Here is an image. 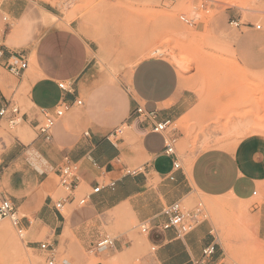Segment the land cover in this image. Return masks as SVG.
Segmentation results:
<instances>
[{"label":"crops","instance_id":"0c3cea01","mask_svg":"<svg viewBox=\"0 0 264 264\" xmlns=\"http://www.w3.org/2000/svg\"><path fill=\"white\" fill-rule=\"evenodd\" d=\"M47 14L57 19L49 21ZM2 15L9 17V26ZM230 17L242 21L241 15ZM256 21L249 15L244 22L255 25ZM236 30L234 43L217 51L230 62L216 76L218 69L209 79L198 76V61L193 74L182 75L167 57L151 56L137 62L125 79L124 69L113 76L100 66L96 43L82 33L79 20L65 23L38 0H1L0 36L5 48L0 56V107L8 101L18 104L14 96L20 93L22 98L21 92L27 89L33 106L23 111L22 123L33 130L34 137L22 130L2 144L0 191L24 214L21 222L28 229V242L44 237L58 245L68 223L80 243L90 247L107 234L99 233L102 224L111 223L121 211L139 224L165 205L190 197L245 205L260 196L264 191V24L260 29L249 25ZM16 53L27 59L19 75L7 70ZM59 82L69 90L60 89ZM126 85L131 98L123 89ZM75 99H82V106L69 110L46 141L35 129L38 109ZM132 99L153 112L155 119L127 120ZM165 120L174 126L173 155L163 152L165 135L151 130L153 123ZM126 121L127 131L117 140L108 137ZM65 157L78 166L74 192L90 193L82 207L65 204L72 206L67 217L54 208L53 197L60 188L57 173ZM139 167V172L129 173ZM111 181L113 188L107 186ZM98 185L103 187L91 193ZM245 209L256 221L257 238L264 241V201ZM145 240L151 253L142 255L140 264H185L214 241L206 221L183 237L173 229L154 228ZM128 243L121 235L115 237L112 249L95 252L112 264L114 251ZM222 260L217 245L209 264H226Z\"/></svg>","mask_w":264,"mask_h":264},{"label":"rangeland","instance_id":"374dc122","mask_svg":"<svg viewBox=\"0 0 264 264\" xmlns=\"http://www.w3.org/2000/svg\"><path fill=\"white\" fill-rule=\"evenodd\" d=\"M38 3L46 5L65 23L79 20L82 33L96 43L95 54L100 66L113 76L124 69L125 79L138 61L151 56L167 57L182 75L193 74L198 61V76L209 79L213 69H218L216 76L226 70L230 62L226 54L217 53L234 43L233 33L238 35L237 30L228 25L230 16L241 15L245 21L250 15L257 17L255 24H264V0H38ZM182 14L195 23L190 26L182 22ZM11 84L14 86L15 82ZM21 93L22 98L18 93L14 99L22 111H28L33 104L27 98V89ZM27 126L21 123L9 129L4 122L0 123V149L22 130L34 137L33 130ZM61 196L63 191L55 189L54 199ZM263 201L264 191L245 205L201 196L190 197L183 204L192 208L197 202L202 203L206 214L204 221L209 223L212 239L221 249L222 263L264 264V241L256 236L255 219L244 211L253 203ZM71 209L72 206H65L61 211L67 217ZM119 214L111 223L99 228V233H107L112 238L124 235L129 240L122 250L114 251L117 260L112 264H140L141 256L151 253V245L126 211ZM18 215L24 214L19 212ZM29 218L33 221L32 216ZM0 231V264H44L43 252L37 243L28 242L26 231L20 236L8 218L0 220ZM63 231L58 245H54L57 264H107L93 250L94 243L90 247L80 243L71 225L67 223ZM93 232L96 235V230ZM36 239L38 242L45 240L44 237Z\"/></svg>","mask_w":264,"mask_h":264},{"label":"built area","instance_id":"2783aa9c","mask_svg":"<svg viewBox=\"0 0 264 264\" xmlns=\"http://www.w3.org/2000/svg\"><path fill=\"white\" fill-rule=\"evenodd\" d=\"M163 1V0H161ZM1 4V0H0ZM2 20L5 26L10 25V19L7 15H2ZM180 20L187 25H193L195 21L192 18L186 17L184 14L180 16ZM230 26L235 29H240L245 26H254L256 29H260V24L251 25L239 19L230 18L228 20ZM5 48L4 38L0 36V56L3 55ZM16 57L10 61L7 65V70L13 75L21 74L27 67V59L24 55L20 53L15 54ZM58 87L62 90H69L64 82H59ZM125 92L131 96V90L129 86H124ZM133 100V99H132ZM134 105L129 112V117L127 120L139 119L153 120L155 119V114L153 112H148L144 107L133 100ZM82 99H75L72 103L65 100H59L53 108L40 107L36 113L40 117V120H36L35 129L38 134L42 135L46 141L52 139V129L56 123L62 119L66 113L73 107L82 106ZM25 113L21 110L20 106L15 103L8 101L5 105L0 107V122H4L9 129H14L23 122ZM129 124L123 122L110 131L108 137L111 139H118L124 132L125 128H128ZM152 132L162 133L165 135L164 143L165 147L163 152L166 155H173L175 152L176 135L171 127L169 120L160 121L152 124ZM173 167L176 169L179 167V163L175 161ZM77 163L65 157L63 163L58 170V185L63 191L64 195L60 199L54 201V208L57 211H61L66 203L74 204L77 207H82L87 204L89 194H84L82 196L77 195L75 190V182L77 179ZM141 170V167L137 169L130 170L129 173L135 174ZM170 179H173L172 175H168ZM2 172L0 169V188H1ZM115 185L114 181L107 184L108 187L113 188ZM103 186H96L91 189V193H97ZM3 218H8L11 224L15 227L17 233L20 236H24L25 227L22 225V216L18 215V212L13 204V202L5 197L0 191V220ZM162 219V220H161ZM206 219V214L204 207L201 202H197L192 208L186 207L180 201H174L162 207V209L138 224L139 229L142 233L147 234L151 229H173L178 237H183L191 230H193L197 225L202 223ZM115 245V238L110 237L106 234L100 238L95 245L93 250L98 252L101 250L112 249ZM217 243L215 240L206 245L201 254L193 259H190L185 264H209L213 258L216 251ZM37 247L44 254V264H57L56 249L47 240L37 242ZM221 264V262L217 263Z\"/></svg>","mask_w":264,"mask_h":264},{"label":"bare ground","instance_id":"6f19581e","mask_svg":"<svg viewBox=\"0 0 264 264\" xmlns=\"http://www.w3.org/2000/svg\"><path fill=\"white\" fill-rule=\"evenodd\" d=\"M48 12H49V11H48ZM47 16H48V18H49V21H55V20H56V17H55L54 15L47 14ZM173 61H175L174 58H173ZM138 62H139V61H138ZM175 63H176V62H175ZM177 63H178V62H177ZM135 65H136V64H135ZM135 65H134V66H135ZM134 66H133V67H134ZM132 69H133V68H132ZM27 85H28V84H27ZM24 90H25V89H24ZM28 101H29V100H28ZM253 109H254V108H253ZM247 111H248V113H252V110H247ZM247 111H246L245 116L247 115ZM250 115H251V114H250ZM229 116H230V115H229ZM240 116H241V114H240ZM240 116H239V117H240ZM242 116H243V115H242ZM231 118H232V117H231ZM231 118H230V119H231ZM243 118H244V116H243ZM244 119H245V118H244ZM25 126H26V125H25ZM27 127H28V126H27ZM27 127H25V128H27ZM28 136H29V135H28ZM28 136L25 137L26 140L29 139ZM206 137H208V136L206 135ZM118 215H120L119 212H118ZM38 223H39V222H38ZM1 226L4 227L3 224H2ZM25 231L28 233V229H26ZM0 232H1V231H0ZM63 232H64V231H63ZM65 235H66V234H65ZM144 237H145V236H144ZM144 240H145V239H144ZM145 241H146V240H145ZM123 254H124V253H123ZM17 256H18V255H17ZM17 256H16L17 260H20V258L17 257ZM119 256H120V255H119ZM121 256H122V255H121ZM119 258H121V257H119ZM122 258H123V256H122ZM122 258H121V259H122ZM14 259H15V258H14ZM21 259H22V258H21ZM26 260H27V259H26ZM114 260H117V258H116V259L113 258V261H114ZM119 261H121V260H119ZM14 262H15V261H14ZM11 263H12V262H11Z\"/></svg>","mask_w":264,"mask_h":264}]
</instances>
